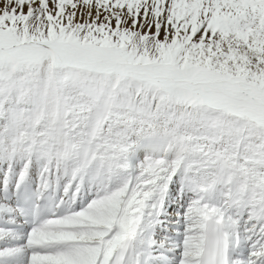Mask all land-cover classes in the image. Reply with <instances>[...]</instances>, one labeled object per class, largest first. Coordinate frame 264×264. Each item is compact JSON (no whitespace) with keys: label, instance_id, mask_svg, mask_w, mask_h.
<instances>
[{"label":"snow or ice","instance_id":"1","mask_svg":"<svg viewBox=\"0 0 264 264\" xmlns=\"http://www.w3.org/2000/svg\"><path fill=\"white\" fill-rule=\"evenodd\" d=\"M0 264H264V0H0Z\"/></svg>","mask_w":264,"mask_h":264}]
</instances>
